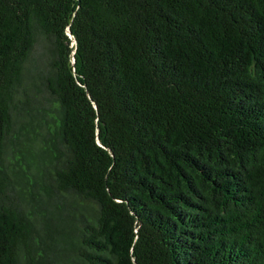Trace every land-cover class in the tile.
I'll list each match as a JSON object with an SVG mask.
<instances>
[{
  "label": "trees",
  "instance_id": "obj_1",
  "mask_svg": "<svg viewBox=\"0 0 264 264\" xmlns=\"http://www.w3.org/2000/svg\"><path fill=\"white\" fill-rule=\"evenodd\" d=\"M0 264H264V0H0Z\"/></svg>",
  "mask_w": 264,
  "mask_h": 264
}]
</instances>
